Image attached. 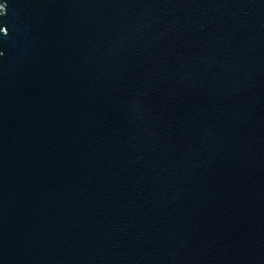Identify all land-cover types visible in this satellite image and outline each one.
<instances>
[{"label":"water","instance_id":"95a60500","mask_svg":"<svg viewBox=\"0 0 264 264\" xmlns=\"http://www.w3.org/2000/svg\"><path fill=\"white\" fill-rule=\"evenodd\" d=\"M0 264H264V0H0Z\"/></svg>","mask_w":264,"mask_h":264}]
</instances>
